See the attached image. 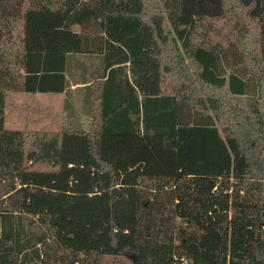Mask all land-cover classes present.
Wrapping results in <instances>:
<instances>
[{"label": "trees", "instance_id": "trees-1", "mask_svg": "<svg viewBox=\"0 0 264 264\" xmlns=\"http://www.w3.org/2000/svg\"><path fill=\"white\" fill-rule=\"evenodd\" d=\"M17 54L64 121L6 128L0 86V264H264V0H0Z\"/></svg>", "mask_w": 264, "mask_h": 264}, {"label": "rangeland", "instance_id": "rangeland-1", "mask_svg": "<svg viewBox=\"0 0 264 264\" xmlns=\"http://www.w3.org/2000/svg\"><path fill=\"white\" fill-rule=\"evenodd\" d=\"M195 3L196 0H188ZM53 17H35L31 23L30 38L34 46L50 47L55 41H67L72 39L73 31H64ZM78 30L77 27H74ZM21 54L16 55L15 63L0 55V86L8 87L6 99V112L4 126L10 129L24 131H56L63 124V98L64 95H42L22 92L17 85L15 69L21 67ZM21 71V69H19ZM71 102L78 114H80V94L75 92ZM84 124L85 116L80 115ZM148 152L156 153L160 149L159 144L146 147ZM135 257L126 252L121 256H104L100 264H133Z\"/></svg>", "mask_w": 264, "mask_h": 264}, {"label": "crops", "instance_id": "crops-1", "mask_svg": "<svg viewBox=\"0 0 264 264\" xmlns=\"http://www.w3.org/2000/svg\"><path fill=\"white\" fill-rule=\"evenodd\" d=\"M22 72V70H21ZM36 94H42V95H64L63 93H36Z\"/></svg>", "mask_w": 264, "mask_h": 264}]
</instances>
